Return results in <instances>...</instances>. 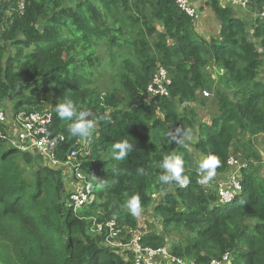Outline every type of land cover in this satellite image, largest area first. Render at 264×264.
Wrapping results in <instances>:
<instances>
[{"label":"trees","instance_id":"1","mask_svg":"<svg viewBox=\"0 0 264 264\" xmlns=\"http://www.w3.org/2000/svg\"><path fill=\"white\" fill-rule=\"evenodd\" d=\"M19 1L0 0V99H16L17 109L50 106V134L63 137L57 156L66 162L82 142L79 159L83 168H95L90 180L97 201L75 211L63 170L11 147L0 133V264H135L129 251L105 246L89 231L115 220L130 240L128 230L137 231L140 221L123 204L137 193L143 209L154 207L165 232L187 233L184 245L171 246L175 257L211 264L229 254L227 264H264V175L243 168L242 191L221 202L199 182L186 142L195 133L194 148L219 159L218 176L239 148L263 160L246 135H264V20H255L251 34L233 8L212 0L220 36L208 40L176 0H24L23 13ZM248 8L259 13L264 0H250ZM101 42L120 59L113 73L118 85L107 92L96 72L116 60L101 58ZM159 62L172 81L170 96L150 103L147 88ZM208 64L218 68L217 77L206 73ZM202 90L214 93L218 110L197 122L176 103L195 104ZM65 98L78 113L92 114L85 117L95 124L88 137L71 136L70 122L57 115L55 106ZM124 140L132 151L117 160L113 145ZM172 154L184 161L185 188L158 182L159 163ZM140 168L147 175H138ZM165 236L150 230L141 243L158 249Z\"/></svg>","mask_w":264,"mask_h":264},{"label":"built area","instance_id":"2","mask_svg":"<svg viewBox=\"0 0 264 264\" xmlns=\"http://www.w3.org/2000/svg\"><path fill=\"white\" fill-rule=\"evenodd\" d=\"M193 0H176L177 7L190 16L193 21L200 16L199 10L192 3ZM226 5H231L239 9L247 10L250 0H221ZM230 6V7H231ZM25 11L24 0L19 1V12ZM261 20H264V10L257 14ZM253 30L250 32L253 34ZM171 78L164 67H159L147 88V97L170 96L169 86ZM208 95L207 91L203 92ZM149 99V97H148ZM6 102L8 104L6 105ZM16 104H11V98L0 99V133L8 144L22 151H30L42 156L45 161L55 168L62 169L65 174V184L68 191L69 202L75 211L83 207H90L97 201L94 191L95 180H90V176L95 174V168H83L79 159L83 148L82 142L79 141L75 148L70 152L68 160L62 162L57 156V150L63 137L53 136L50 134V127L53 122V114L50 106L43 105L38 110L32 106L25 105L22 109L15 108ZM87 153L84 154L86 156ZM238 158L230 155L227 160V171L223 174L228 178L226 188H221L217 196L221 202H229L242 191L241 176L242 169L246 168ZM197 173L204 178L205 173L197 170ZM210 180L202 183L210 188ZM184 186L183 188H185ZM95 235L104 239V245L118 251H129L135 264H157L158 261H166L169 264H195L187 262L184 258H177L172 255L170 247L164 246L158 249L145 246L141 243L142 234H135L134 230H128L130 240L122 237L123 229L115 220H106L94 224ZM230 255L227 254L222 260H213L215 264H227Z\"/></svg>","mask_w":264,"mask_h":264},{"label":"rangeland","instance_id":"3","mask_svg":"<svg viewBox=\"0 0 264 264\" xmlns=\"http://www.w3.org/2000/svg\"><path fill=\"white\" fill-rule=\"evenodd\" d=\"M134 0H131L133 3ZM6 15H10L9 13H6ZM237 18L239 16L236 15ZM199 18V17H198ZM255 18V17H253ZM196 21V20H195ZM219 39V38H217ZM211 40V38H209ZM99 55L104 61H110L111 56L113 54H116L117 51L116 49H111L108 44L105 42H101L99 50H98ZM114 57V56H113ZM116 62L114 67H107V68H102L101 70H98L96 72V76L100 78L98 80V83L100 85V89L103 91H112L114 88L118 85L117 84V79L113 77V73L118 69L120 66V59L114 57ZM159 67H164L162 66L161 62L157 64ZM165 68V67H164ZM166 69V68H165ZM168 72V70L166 69ZM206 73L213 77H217V72L218 68L214 66L213 64H208L205 69ZM205 90H202L198 93L199 99L195 104L187 105L186 103L182 101H177V109L180 113L190 114L192 118L199 122L202 120H208V117H212V114L216 113L218 108L215 104V99H214V93L213 92H208V95H205L203 92ZM149 99H147L146 95V100L148 102H153L154 97L148 96ZM47 103V101L45 102ZM8 102H6V105ZM11 104H17L16 99H11ZM25 106V105H24ZM46 107L49 106L48 104L45 105ZM196 141L195 138V133L189 134L186 136V142H187V148L193 153V163L192 167L195 170H198V162L202 157H205L202 155L200 152H198L194 148V143ZM246 141H250V143L253 145L254 149L259 153V155L262 157V161H258L253 154L245 151L243 148H239L236 151H232L231 155L235 156L238 158L242 163L246 164V168L251 170V172L259 174V175H264V135L261 136H256L253 137L251 135H246ZM238 180H241V176L239 175ZM228 182V178L226 176H218L215 174V176L210 180L209 185L210 189L214 191L216 194L221 188H226V184ZM156 199V198H155ZM138 219L140 221V226L137 231H135V234H144L147 231L150 230H155L157 232L163 233L166 235V245L168 247H171L174 244H182L184 245L185 242V237L187 233L182 230V231H173V232H165L163 227H162V221L159 217H157L154 213V207L149 208V209H143L142 213L138 216ZM89 233L95 237V233L93 229H90ZM191 262V261H188ZM157 264H169L165 260L164 261H158Z\"/></svg>","mask_w":264,"mask_h":264},{"label":"clouds","instance_id":"4","mask_svg":"<svg viewBox=\"0 0 264 264\" xmlns=\"http://www.w3.org/2000/svg\"><path fill=\"white\" fill-rule=\"evenodd\" d=\"M257 19L260 18L257 17ZM259 51L262 52V49L259 48ZM186 104L189 105L188 103ZM55 111L62 120L66 122H70L67 124V131L71 136L88 137L89 135H91V131L95 126L94 120L85 119V117H89L92 114L90 112L78 113L73 100L69 98H65L62 101L58 102L55 106ZM130 151H132V144H130L127 140L115 143L113 145V155L114 158L117 160L125 159ZM219 166H220V161L216 156L208 155L202 157L198 162V168H199L198 170L204 172L205 175L204 178L199 182L202 184V183H207L209 180H211L216 174L215 172L216 168ZM159 167L163 170V174L158 175L157 179L158 182L162 184H170L174 181L177 184H179L181 187H184L187 186L188 183L190 182L187 176L182 175V173L184 172V161L180 156L174 154L165 155L160 161ZM137 173L138 175H147V172L143 168L137 169ZM67 196H68V191H67ZM123 207H125L131 213V215L139 216L143 211L139 194L137 193L130 196L124 202ZM95 237H99V236L95 235ZM184 259L187 262L190 261L187 260L186 258ZM213 264H215V262H213Z\"/></svg>","mask_w":264,"mask_h":264},{"label":"crops","instance_id":"5","mask_svg":"<svg viewBox=\"0 0 264 264\" xmlns=\"http://www.w3.org/2000/svg\"><path fill=\"white\" fill-rule=\"evenodd\" d=\"M193 5L196 6L199 10L200 16L199 18L194 21V28L195 30L204 38H219L220 36V24L215 17V14L212 9V0H193ZM220 6L224 7V4L221 0H218ZM231 5H226L225 7H230ZM234 11L235 15L239 16L240 19L246 22L247 29L250 32L254 29V23L257 19V12H252L243 9H239L237 7L231 6ZM255 17V18H253ZM214 78V77H213ZM260 80L264 81V70L260 75ZM224 176V175H223Z\"/></svg>","mask_w":264,"mask_h":264},{"label":"water","instance_id":"6","mask_svg":"<svg viewBox=\"0 0 264 264\" xmlns=\"http://www.w3.org/2000/svg\"><path fill=\"white\" fill-rule=\"evenodd\" d=\"M227 93H228L229 95H234V94L236 93V91L233 90V91H229V92H227ZM72 148H74V146H73ZM72 148H71V149H72ZM71 149L69 150L68 154H70Z\"/></svg>","mask_w":264,"mask_h":264}]
</instances>
